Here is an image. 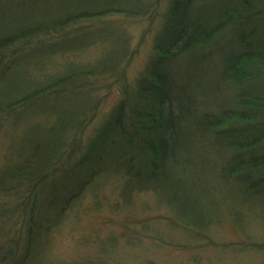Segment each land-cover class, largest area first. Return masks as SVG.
<instances>
[{"label":"trees","instance_id":"16d2710c","mask_svg":"<svg viewBox=\"0 0 264 264\" xmlns=\"http://www.w3.org/2000/svg\"><path fill=\"white\" fill-rule=\"evenodd\" d=\"M4 13L0 264H33L51 233L77 218L79 201L98 202L108 181L122 182L119 214L151 194L191 244H212L229 204L235 230L245 213L258 216L238 199L257 200L262 215L264 0H0ZM113 16L153 27L132 81L134 52ZM110 79L120 97L103 111ZM249 238L248 249H264Z\"/></svg>","mask_w":264,"mask_h":264},{"label":"rangeland","instance_id":"374dc122","mask_svg":"<svg viewBox=\"0 0 264 264\" xmlns=\"http://www.w3.org/2000/svg\"><path fill=\"white\" fill-rule=\"evenodd\" d=\"M7 16L5 13L1 14L0 20ZM113 18L114 23L120 24L121 29H125L129 36L131 50L129 54L134 52L131 54L133 57L128 58L129 63L125 73L128 81H132L148 57L153 27L145 19H125L121 16H113ZM117 39L120 40L118 35ZM90 51L84 59L94 55ZM51 59L56 63L55 58ZM68 59L74 62L83 60L70 56ZM114 81L116 80H108V88L100 91L99 97L104 101L103 111L109 109L120 97L119 83ZM6 138L7 147L13 150L9 134ZM1 149L2 147L0 164L3 153ZM121 186V181L119 183L108 181L106 188L98 197V202L90 196L80 200L77 218L68 220L61 226V231L51 233L53 236L50 237L47 250L42 254L39 253V248L35 253L33 264H53V261L74 264L85 260H90L94 264H264V251H262L264 249L258 250L252 247L248 249V246H245L247 236H250L249 239L254 240L255 244L264 243V212H261L262 215L259 213L257 200L241 198L236 201L237 204L249 203L258 215L249 217L245 213L242 231L233 229V224L229 222L230 212L238 211L229 204L231 210L227 212L228 215L223 210L225 215L222 219L223 223L211 227L212 244H206L208 240L203 241V239L199 244H191L179 231L171 229L166 213L155 205L151 194L136 196L130 207V213L119 214L115 206L120 199L118 192ZM130 236L140 239L141 246L128 247L126 238ZM111 241L114 242L112 251H110ZM174 243H178L179 246L185 245V248H176L173 246ZM243 243L246 248H243ZM103 245L108 248L104 256L100 253V247Z\"/></svg>","mask_w":264,"mask_h":264}]
</instances>
